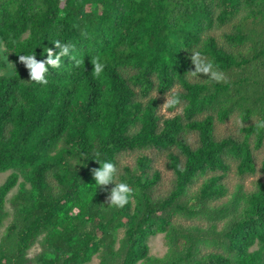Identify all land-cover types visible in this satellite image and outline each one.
I'll return each mask as SVG.
<instances>
[{"label": "trees", "instance_id": "1", "mask_svg": "<svg viewBox=\"0 0 264 264\" xmlns=\"http://www.w3.org/2000/svg\"><path fill=\"white\" fill-rule=\"evenodd\" d=\"M55 40L79 66L64 58L46 86L27 82L19 56L45 59ZM193 50L219 81L191 75ZM166 95L180 103L165 110ZM253 121L264 0H0V264H264ZM97 161L133 190L123 208L107 201L114 184L95 185Z\"/></svg>", "mask_w": 264, "mask_h": 264}, {"label": "clouds", "instance_id": "2", "mask_svg": "<svg viewBox=\"0 0 264 264\" xmlns=\"http://www.w3.org/2000/svg\"><path fill=\"white\" fill-rule=\"evenodd\" d=\"M53 47H48L46 49V58L37 60L36 55H20L19 63H22L28 70L29 79L27 82H32L39 85L46 86L48 84L47 73L49 68L59 69L64 58L74 61L77 66H79V61L76 60L75 56L72 55L75 50V45L72 43H62L60 40H55L52 42ZM191 62L194 65V70L190 71L192 76H197L198 74L210 76L212 79L219 81L221 79L220 74L213 70V65L211 63L205 62L202 59L201 53L199 51L193 50L190 56ZM91 64L93 66L92 73L94 78H99L104 71L105 65L100 62V57L96 56L91 59ZM179 98L175 97L169 99L166 95V102L163 104V108L166 110L171 107H175L179 104ZM256 128L264 129V121H253ZM101 166L99 168L92 169L93 179L95 180V185L98 187H105L109 184H114L115 186L111 188L110 195L107 197V201L111 206L116 208H123L129 203L130 197L133 195V190L129 187L127 183L118 182L117 172L118 169L116 165L112 162H99Z\"/></svg>", "mask_w": 264, "mask_h": 264}, {"label": "rangeland", "instance_id": "3", "mask_svg": "<svg viewBox=\"0 0 264 264\" xmlns=\"http://www.w3.org/2000/svg\"><path fill=\"white\" fill-rule=\"evenodd\" d=\"M4 73V72H1ZM10 171L6 172V173H2L0 174V184H2L5 179L7 178V176L9 175ZM253 179V177L251 176L250 178H248L246 180V185H250L251 180ZM17 187H15L9 194H8V199L11 198L16 192H17ZM7 209H9L10 211H12L13 206L11 204L10 201L7 202ZM9 219L5 222V226H3L2 228H0V239L1 236L3 234V232L5 231V228L7 226ZM122 234H119V236H121ZM149 244H150V253L155 255V256H165L168 252V245L165 243L164 240V234L160 233L157 234L155 236H152L149 239ZM117 245H119V243H117ZM41 247L39 244H35L30 250H29V256L30 257H34L39 251H40ZM88 264H100V258L98 256H94L93 260L88 263Z\"/></svg>", "mask_w": 264, "mask_h": 264}]
</instances>
